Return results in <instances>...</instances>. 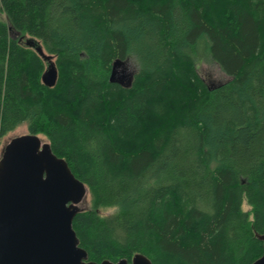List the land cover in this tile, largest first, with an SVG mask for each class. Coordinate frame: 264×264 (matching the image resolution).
Returning <instances> with one entry per match:
<instances>
[{
	"label": "trees",
	"instance_id": "obj_1",
	"mask_svg": "<svg viewBox=\"0 0 264 264\" xmlns=\"http://www.w3.org/2000/svg\"><path fill=\"white\" fill-rule=\"evenodd\" d=\"M2 15L0 139L27 125L86 185L73 226L90 261L262 257L264 0H0ZM117 60L129 83L110 81ZM203 61L229 79L210 86Z\"/></svg>",
	"mask_w": 264,
	"mask_h": 264
},
{
	"label": "water",
	"instance_id": "obj_2",
	"mask_svg": "<svg viewBox=\"0 0 264 264\" xmlns=\"http://www.w3.org/2000/svg\"><path fill=\"white\" fill-rule=\"evenodd\" d=\"M24 42L46 61L42 83L54 87L59 75L53 57L36 39L24 37ZM126 62H114L111 82L126 83L118 77ZM88 196L86 185L49 142L30 133L12 138L0 157V264H152L141 253L131 262L89 260L73 226ZM257 237L264 248V234ZM253 264H264V253Z\"/></svg>",
	"mask_w": 264,
	"mask_h": 264
},
{
	"label": "rangeland",
	"instance_id": "obj_3",
	"mask_svg": "<svg viewBox=\"0 0 264 264\" xmlns=\"http://www.w3.org/2000/svg\"><path fill=\"white\" fill-rule=\"evenodd\" d=\"M0 18L3 21L8 22L7 17L5 15L0 16ZM10 37L13 39L21 38L20 35L17 32H15L13 29H10ZM23 42H24V40H23ZM135 70H136V65H135L134 61L128 60L126 62V64H124L123 67H121V69L119 70L118 77L119 78L122 77V79H124L125 82H127V78H129L131 76V74L135 72ZM198 71H199V74L212 87H215L218 84H221V83H223L229 79V77L219 68V66L217 64L209 62V61H203L200 64H198ZM27 133H29L27 125H21L16 130H14L13 132L2 137L0 139V157H1V154L3 152V149L5 148V146L9 143V141L12 138L17 137V136H21V135H24ZM42 139L44 141H47L43 137H42ZM89 205H90V196H88V198L81 204V207L85 209V208H88ZM244 209L248 210L250 208L247 204H245ZM113 211L114 210H112V209L107 210V211H103V214H109Z\"/></svg>",
	"mask_w": 264,
	"mask_h": 264
}]
</instances>
